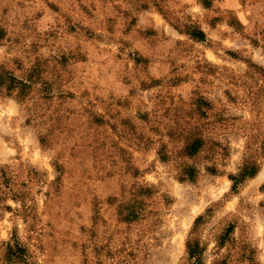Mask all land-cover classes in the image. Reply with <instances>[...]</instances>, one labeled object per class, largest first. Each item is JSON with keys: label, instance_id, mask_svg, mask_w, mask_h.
Masks as SVG:
<instances>
[{"label": "rangeland", "instance_id": "1", "mask_svg": "<svg viewBox=\"0 0 264 264\" xmlns=\"http://www.w3.org/2000/svg\"><path fill=\"white\" fill-rule=\"evenodd\" d=\"M0 75V264H264V0H0Z\"/></svg>", "mask_w": 264, "mask_h": 264}, {"label": "trees", "instance_id": "2", "mask_svg": "<svg viewBox=\"0 0 264 264\" xmlns=\"http://www.w3.org/2000/svg\"><path fill=\"white\" fill-rule=\"evenodd\" d=\"M193 39L197 40V41H204L205 40V36L203 34V32H201L200 30H196L193 31L192 33L189 34ZM13 79L11 78V81ZM6 81L3 78L2 75H0V87L5 86ZM199 148V144L198 143H194L189 149H188V154H193L194 152L197 151V149ZM187 175L189 177L190 180L193 179V169L191 168H187ZM257 172V167L254 163H246L244 164L241 168L240 171L236 174V175H230L229 176V180L231 182V191L232 192H236L238 186L240 184H242L244 181L251 179L252 177H254V175ZM201 217H198L195 220V223L200 220ZM186 252H187V256L189 260L194 261L195 263H200V249L198 248L197 244H191L190 242L186 243Z\"/></svg>", "mask_w": 264, "mask_h": 264}]
</instances>
